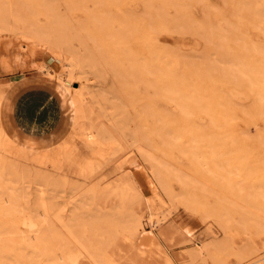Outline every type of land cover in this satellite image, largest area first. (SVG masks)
I'll list each match as a JSON object with an SVG mask.
<instances>
[{"label": "bare ground", "instance_id": "bare-ground-1", "mask_svg": "<svg viewBox=\"0 0 264 264\" xmlns=\"http://www.w3.org/2000/svg\"><path fill=\"white\" fill-rule=\"evenodd\" d=\"M55 1L59 3L57 0ZM76 1L80 3H77ZM90 1L93 2L92 7L94 9H92L91 6L90 7L93 10V12L95 11V13L89 14L90 16L88 17L89 18L91 17L93 20H95V22H98V20H100V17L103 16L104 10H102L103 9L102 6L105 5L106 2H109L111 4H117L119 2L121 3L123 2L122 0H89V2ZM155 1L157 0H128L127 4L123 5L125 6L126 9L123 10L122 13H120V15H122L120 16V18L122 19L118 21L119 28L116 30H111L112 28L110 27V29L108 28L107 31H105V28L103 27L104 31L103 30L101 31L103 36H101L100 33H99L100 35L97 34L99 35L98 40H102V38L105 37V40L108 42V44L110 43L109 45L110 48L108 47L107 49V45H106L105 46L106 49H103L104 47L102 46L103 47L102 48L100 44L101 41H97L96 40L97 36H94L96 32L93 33L92 35V31H90L91 32L90 33L89 29L87 30V28L86 30H83L81 28H78L77 30L76 29L73 30L74 26H78V25L75 24L72 27L71 25L70 26L67 25L66 19L68 16H66V19H65L67 26L63 25L64 21H62L63 19L59 17L60 13L58 14L57 13L58 10H55L56 7L58 8V5H56L55 8H53L56 2L52 0H0V36L8 32L13 36L16 35V37L19 38V40L21 39L20 40L21 43L23 41L25 43L23 44L21 49L17 53H15L14 57L10 59V61L12 60L11 63H9L10 61L5 60L3 57H0V66L3 68V70H7L13 64H14V67L20 70V74L17 76H11V78L9 79L5 78L2 80L0 78V264H178L180 263L182 259L183 260L186 259L188 260L187 262H189L190 260L189 258H191L192 261H194L195 256L197 257L201 253L200 252L201 250L199 248L197 249L196 247L197 244L192 246V247H196V249L190 248L191 249L190 251H188L187 249L186 255L183 254L181 255L182 257L178 256L179 252L176 253L173 251V249H171L173 245L178 244V245L185 246V244L191 241L190 240L191 234H189L190 236H188L186 232L180 231V229L177 226H174L172 224L170 225L166 221L168 218V212H167V209L164 207H167L169 205L168 202L171 201V199H169L171 197L172 199H175V198H178V200L180 199L181 202H183L184 206L186 207H189V205H192L193 207H196V208L198 207L197 209H200L201 207V209L203 210L205 214H206L207 209L210 210L212 207V209L210 210L211 212L207 211L206 215L204 216L202 215L203 219H205L206 217L208 219L210 217V219H212V221L216 223L219 226V228L224 232L225 240L229 238V236L226 235L225 230L229 223V219L232 218V215H234V213L238 214V220L236 219L237 220V221L235 220L236 224L234 223L235 226L240 225L244 227V226H247L248 224L249 225L252 224L253 228L255 227L257 228L258 231H261L262 233H264V213H263L264 208H260L258 206L259 208L256 207L258 209H255V206H254L257 203V202H254L256 199L261 198L260 199L261 203H264V192L261 189L260 190L257 189L255 192L252 190H247L249 193L246 192L244 189L245 191L244 193L245 194L247 193L246 197H244L245 195L242 194L243 189L242 188L240 189L241 186L237 190H235V188L231 189L232 187L230 184H226V181L228 183L231 182L232 178L230 179L229 175L227 178H229L230 180H227V179L225 180L224 178L225 180V183L223 181L224 184H217L216 182L217 179L215 180V176L217 174H214L215 175L213 177L214 186L216 182V185H218L216 188L222 187L224 190H226V191L221 190L220 191L221 193L219 192L221 195H219V198H216L217 197L216 193H218L220 188L218 191L215 188L211 190L203 188V186L199 183L198 178L196 179L190 173L184 172L182 168H180L181 167L180 165H178L180 167H177L171 162H169L171 159L170 158L171 154H166L165 151H166V148L168 147H170L169 149L175 148L172 145H174L173 142L175 141L176 138H177L176 141L180 142V144L178 143V146L183 143L188 146L187 147L184 145V148H183V146L181 145V148L183 149L182 151L181 148L177 146L176 141L174 145L177 148H180L177 151L178 152L181 151L180 153L182 155L179 153L181 156L189 159L188 161L190 163L191 161H193L191 163L192 165L193 164L195 165V163L198 164L199 162L201 163L202 162L201 160L203 158H204L203 162L207 161L208 157L210 158V156L208 155L209 154L212 155L214 152L213 153L210 152L211 150H213V148L209 149L208 147V149L210 150L208 151L209 154L205 155L204 151L202 150L206 146L202 144L203 148L201 149V144H200V147L195 144V142L196 143L199 142V141H195L196 139H198V137L195 139V137L197 136L194 134L195 128L190 130L192 134L188 130L189 128L188 129L186 128V130H188L187 131L188 135L185 134L186 130L184 131L185 132L184 134L179 132L180 129L183 130V128L181 127L184 126L183 122H181L182 117L184 121H186L185 115L187 114H190L191 116L193 115L192 114L193 112L191 113L190 109L192 110L193 103L196 104L198 102L197 97L199 98L198 95H200L201 93L199 91L202 89L200 87L201 84H199V89L200 88L201 89L197 92V90L194 89L193 85L194 84L198 85V83H200L201 81L200 82L198 81V83L196 81L192 82L194 81V78L190 79L189 76L193 77V75L192 74L190 75L189 73L188 75H183V77L187 76L190 79V81H188L189 79L187 80L185 77L184 78L180 77L182 75L183 70H181V72L179 71L175 73L172 66L169 69L167 68L168 65L166 64V62H165V65L167 66H164V67L167 68L169 72L168 73L167 70H165L168 73L166 74V76L167 75L172 76L171 78L173 79V82L164 80L165 73H163L164 71L161 72V69L159 66V62H161L160 61V58L162 56L161 54L164 55L165 53H167L166 56L167 55L170 56V54H175L176 53L175 51L169 53V51L172 49V50L177 51L175 56H180L179 57L180 60L183 61L184 63L188 62L189 64H191L190 61H193V59H196L195 61L199 63L200 60L197 59L198 55L195 56L194 54L195 57L192 56L193 59L191 58V55H188V54L186 55L185 53H184L185 56L184 54L179 55L178 50L176 48H172V46L169 43H162V42L159 43L158 39H156V34H157V29H158L157 27L161 28V26H158L159 24L158 25L156 24L155 19L156 18L159 19V16L163 17L164 14L162 12H163L164 7L162 6L163 9L160 6H159L160 8H158L157 6L159 5V3L158 5H156ZM163 1L164 0H162V2ZM191 1L194 4L199 5V11H202L203 13V14L200 13L202 15L201 18L203 20L201 21V19H195V18H194L195 20H193L190 13H188L187 10H185L184 12L183 11L184 9H182L181 11L182 7H180L179 10L178 8L177 10L174 8L175 9L173 10V12H175L173 13L174 15L173 14L171 15L169 14L170 16L168 15L170 19H168L167 24L169 23L170 24L169 26L171 27V29H169L170 27L168 29L171 30L172 33H175V34L179 33V35L185 34V31L187 30L186 31L187 34L188 32H190L192 34H189V35L194 34L195 36H197V38L203 39L204 41L203 46H205L206 49L205 50L203 49L204 50L203 52L205 53L203 54L202 52L201 54L205 61L207 59L210 60V62H208L209 64L207 63L208 65H206L205 68H204V65H202L200 61V64H201L200 67H202L200 68L201 72H203L202 71L203 68L206 69V71H208V72L205 71L207 74L206 76L202 75L203 73L200 74L203 76V79L205 76L207 80L208 75L209 77H211L212 75L215 79L218 77V79L221 78V80H224L225 83L235 84L237 86L240 84V83L238 84V82L239 81L241 82L242 80L245 82V83L243 82L244 84H247L246 87L247 86L249 87L252 81L249 82V80H247L248 76H253L252 74L254 73L253 71H256V68H258L260 65H261L260 67L264 71V4L262 2L253 3L254 0H252L251 5L249 4V2H247L248 5H250V6H247V3H245L246 5H244L243 3H239L240 1L238 0L239 2L237 1L238 2L237 4L235 3L236 2L235 1L232 7H230V5L232 4V2H228L230 0H220V3H222L221 4L222 8H224L225 10L230 8V11L228 13L232 21L223 20L222 18V19H218V22L216 21V23L215 22L212 23V21L211 22L209 21V16H210L209 14L212 11L217 13L215 10L217 7L211 9L212 6L214 5L210 6L208 4H203V3H206V1L204 0H191ZM245 1H248V0H245ZM75 2L76 4H81L82 0H66L65 2H63L64 4H62L63 5L62 8L64 7L65 11L67 12L72 11V9L74 8H71V7H74V5L76 6ZM164 2L166 4V0ZM71 3L74 5H72ZM109 3L107 4L109 5ZM188 3H189V0H188ZM173 7L174 6L172 5V8ZM184 7L185 6H183V8ZM85 11L87 12V9ZM101 12H103V14ZM24 13L26 15L31 14L32 17L25 18ZM40 13L45 16L46 25L45 24L40 25L37 22V20H35L34 18L37 14L39 15ZM109 13H111V11ZM22 14L24 16H22ZM64 14H66V12H64ZM28 17H30V15ZM167 18L168 17H165V19ZM242 19L248 22L249 28H251V30L259 31L263 36V39H260L257 41L251 38V41H248L249 46L251 45L250 48L247 47L244 49L245 51H247L245 56L249 55V57H251V55H253L252 57H256L257 59L259 58V61H260L259 62L260 65H258L257 60L255 61L257 62V64L253 62L257 66L254 67L255 70H252V72H250L252 75L248 73L246 70H244V65H245L244 61L248 66H249L250 61L248 60L249 61L248 62L244 60L242 56H240L242 52L238 51L239 54H236V55L234 54L232 56L233 50L232 51L230 50L231 51L230 52L229 48L225 46L227 45L226 43H228V41L229 42L233 40L235 41L236 40L235 38H237L236 37L237 34L241 35L239 31L238 33H236L235 36L232 35V33L234 31H237L236 30L237 26L239 25L241 26L240 23H242L241 21ZM102 20L101 22H99V24L103 23ZM105 21L107 20L105 19ZM18 22H21L20 25L21 27L23 26L22 29H20V27L17 26ZM107 22L109 23L110 21H107ZM68 27H69V30L70 29L73 30L72 34L69 32ZM17 29H19L18 30L19 32H17ZM80 29L85 32L83 31L80 32ZM229 29L234 30V31H230ZM86 31L89 33H87ZM161 31L163 32V27L162 29L159 30V32ZM74 32L78 34H74ZM228 32L229 33L231 32L230 33L231 36L230 37L228 36L229 39L231 38L230 40H228V38L226 37L228 35ZM79 33H85V34H83L82 35L83 37L81 36L80 38ZM233 34H235V32ZM77 35L79 37H77ZM70 36L76 37L75 39L77 41L76 40L75 41L79 45V48L74 47L73 42L71 41L72 38ZM211 36L212 37L216 36L215 38L218 37V41H216L217 43L214 46H216L215 48L219 50V52L221 53H216L215 54L216 58L214 57V55L213 56L211 55L212 50H210V48L208 49L209 46H212V44H215L211 41V38H212ZM239 37L240 36H238V38ZM241 37L245 38L244 39L245 41L246 39H248L247 37L243 35H241ZM238 38L236 41L238 44L240 42L242 44L245 43V41L242 38H239V39ZM130 40H134L135 47L132 46L130 48L129 47L130 45L126 44V43L128 44L131 43ZM102 41L105 44L104 38ZM236 42L235 44L237 45ZM242 44L236 47H239L238 49L242 47L244 48V45ZM245 44L247 45V42ZM158 45L160 47L162 46V50L164 47H166L164 49L166 51L161 50L162 51L160 53L161 56L158 54V49L160 48V47L158 48ZM224 47H227L226 51L225 49H221ZM207 49H208V52L206 51ZM220 49L224 50V53ZM40 50L45 51V53L50 57L49 60L43 59V58L39 59V57L38 59L35 58L36 55L38 56V52ZM209 50L211 52L210 54L211 57L210 56L208 57L210 53ZM201 51H202V48H201ZM231 56L232 57L236 56V57L231 58ZM237 56L240 59L243 58V60L240 62V60L237 59ZM205 57L206 58L208 57V58L205 59ZM108 58L110 59V61ZM161 59H165V57L164 58L162 57ZM60 60H62L63 63H61ZM166 60L170 62L169 59H166ZM201 60L204 61L203 59ZM56 62H58L60 65V70L57 71V74H55L53 71L55 70ZM106 63L109 64L108 72L110 73V77H108L109 76L108 74H104L103 69L101 68V66H103ZM25 66H28L31 69L32 67H34L37 70V74H36L37 79L38 78L44 79L47 82H49V79L54 80L53 86L57 90V92H59L63 96V99H64L63 103L65 104V108L67 109V124L70 127L72 126L76 129L75 132L78 136H76L74 132L72 133L73 128L71 129L68 128L70 129L69 131H71L70 134L71 133L74 134L75 138L79 137V139L81 140V142H83L84 145L87 143L93 145V148L91 150V154L89 157L90 159L88 160L86 167H89L90 169L91 168L90 166L95 167L99 163L100 164L104 163V166L105 164H108L109 166L112 165L115 168L117 177L114 178L113 176L111 175L109 176L108 174H107L108 176H104L106 175L104 174L103 177H101L102 175L101 176L99 175V173L96 171L97 170V167H96V169L91 168L92 172L91 171L88 172L89 171L88 169V171L83 170L84 172H82L81 174L84 177H86V175L87 176L89 175V177L91 178V181L89 182L87 181L86 182L85 181L67 182L66 179L61 178L58 175L56 176L54 169L55 167H57V163L59 162V156L61 155L68 156L69 146L72 143L69 146L67 145L68 148L66 145L64 146V144H62L61 142H60L61 144L60 143L59 144L50 143V145L48 146L46 145L47 147H44V146L40 147L36 141H32L30 138L20 140L18 136H16L13 133V131H11L9 128H5L2 125L3 122H2V117H1V113H2L1 109L4 103V100H3L4 90L9 86L11 82L15 81V79H22L25 77L22 74L23 73L22 70L24 69ZM195 70L198 71L199 69L198 70L195 69ZM263 71L258 69L257 74L258 73L259 74L258 75L255 74L258 77L257 79H259L258 81L255 80L257 84L260 81H262V79L260 80V78L263 77L262 74L264 75ZM196 74L197 73H195V75ZM200 75H197V78ZM254 77L252 78L254 79ZM197 78L195 80H197ZM214 78H213V81H218V82L223 83L222 81L217 80V79L215 80ZM75 80L79 83V86L77 88L72 86V82ZM182 80L187 81V82L185 81L187 83L186 86L190 85V89L191 87L194 89V91H192L193 89H191L190 92H194V93H190L189 95H185V94L183 95L182 90L180 89V84H184L185 82H183ZM209 81L211 82L210 78L208 82ZM108 82H109V85L106 87ZM188 82H192V84L191 83L189 84ZM257 84H254V86ZM252 85H251L252 88L251 87L247 88L249 89L248 91L251 90L250 93L252 92V89L253 88L255 89L256 87V86L253 87ZM257 86H259V88L261 87V85H257ZM128 87L132 88L131 91H134L136 93L135 94L133 92L136 95V98L138 99L137 100L134 98V100H137V101L135 102L134 100L131 101L133 103L138 102L137 104L138 111L136 110L138 114H135L134 115L135 117H131V115L127 116L121 113V109L118 107L120 105H123L121 107L125 108L126 104L128 105L129 102H127V97H128V94L130 93L129 91H127L129 89ZM208 88L209 86L203 89L206 93L211 92V93H208L209 95L208 98H210V94H211V98H212L211 101H213L217 97L215 98L212 97L211 89H213V87L211 86L209 89ZM126 91L129 93H127ZM203 93H201L200 96L201 97L203 96L205 98L204 96L205 94ZM260 95L262 96V94L257 95L259 96L258 99L256 98V94L254 95L255 98L252 100L253 102L251 101L252 107H254L253 109H255L260 104L264 105L262 103V101L264 100L260 98L261 97ZM160 98L161 99L166 98L167 99V100L165 99L166 101L170 100L169 102L170 103L172 102L176 106V109L179 112V113L177 112L178 115L180 116L182 115L181 118L178 116L181 119L180 122L182 124L178 123L179 124L178 126H174V127L172 126L173 129L174 128L175 129L173 130L174 133H172L171 131V135L169 134V128L168 130H166L167 120L165 121L164 119L165 115L162 116V114H165V113L163 109L157 104L158 103L157 100H159ZM208 98L206 97L205 101ZM210 99L207 100L208 102L207 108H209V105H210L211 111H214L213 115L211 116H214V115L215 117L216 115L220 116L221 115L220 113L222 111L220 110L218 105H215L216 108H214L213 107L214 101L212 102L213 103L212 104L210 102ZM201 100L203 101L202 98ZM201 100L199 101L200 105L201 103L204 102V101L202 102ZM258 100L261 101L259 105L257 104ZM255 102L256 104H254ZM222 103H229V102L226 101L225 99V101ZM204 106H205V103H204ZM204 106L202 104V107ZM223 107H227V105ZM236 107L240 108L241 113L243 111V108H246L245 105L243 106V108L240 106H236ZM247 107L249 108V106ZM261 107L263 110L261 109ZM248 108L246 110L248 113H250L249 114L250 116L248 117V113H246L245 111H243L242 115L243 114L244 116L247 115L245 117L246 118L245 122L248 120V122L246 123H248L247 125L250 126L249 122L251 120L254 123L255 119L257 120L258 118L260 119L262 117L261 114L256 115L257 113L256 114L254 113L255 110L260 108L263 114L264 108L263 106H260L256 108L255 110H250L252 108L248 110ZM212 109H215V110H212ZM216 109H217V112H216ZM221 109L223 108L221 107ZM227 109L228 108H226L225 110ZM205 110L207 111V109L204 108L203 112ZM219 110L221 111L220 113L218 112ZM258 110L256 111L259 113ZM229 111L233 112V110L228 109V112ZM252 111L254 112L252 113ZM197 112H198V109H197ZM208 112L209 110L207 111V113ZM207 113L204 116H206L207 119L210 120V123H211L214 119L213 117L209 116L210 115L209 113L207 116ZM216 113H219L220 115ZM253 115L255 117L256 116L257 117L260 116V117L255 118ZM174 116L172 115V118H174ZM251 116L255 119L253 120ZM162 117L164 120L162 119ZM104 118H106L107 123L106 121H104L105 120ZM145 118H149L150 123L147 122ZM209 118H212V119H209ZM229 118H228V121L229 122L232 121V117H229ZM175 119L176 120L174 122L178 121L176 117ZM222 120L224 122L226 120V117H223ZM164 121L166 122L165 126H164L165 124ZM228 121L227 123H229ZM210 123L208 122V125L215 124L213 122L211 124ZM222 125L225 126V124L223 123ZM163 126L165 127V130ZM179 126H181L180 129H179ZM186 126L188 127V125ZM206 126L207 124L204 125V127ZM221 126H218L219 127L218 128L215 125L217 130L220 129ZM175 130L177 131L179 130L178 131V133H180L179 136L177 134H176V137L173 135L177 133V131ZM181 134H183L184 136L185 135L189 136L188 137L189 139H188L187 137H184L182 135V137L188 140H190V137H191L190 135H193L194 142H191V141L186 142L187 140H185L187 144L185 142L181 143V141H179V139L181 138ZM244 135H246L245 136L246 139L251 138V140L253 141H254V138L256 137L257 141L258 140L259 141L258 142L255 141V142L258 144L261 142L259 144L260 146L264 142V139H262L264 137V126H262L261 128H258L255 134L253 133L252 136L250 135V133H248V131L245 132ZM218 136L219 135H217L216 138ZM223 136H226V135L224 134ZM230 136L232 137L233 134ZM65 137L70 138L71 136L70 137L65 136ZM202 137H201V140H202ZM243 137L241 138L242 140H243ZM228 139H225V140H228ZM181 140H183V138ZM206 140H209V138L208 139L206 138ZM214 140L216 139L214 138ZM214 140L212 139L211 143ZM232 141L233 143H235V145L236 143H238L234 140H231V142ZM238 141H239V138H238ZM247 141L245 142L248 143ZM245 142L243 146L245 147V152H246L247 146ZM191 143L192 144L194 143V144L191 145ZM219 143L218 144L216 143L215 145L217 147L218 145L219 147H222L221 143L223 145L225 141L223 140L222 142L220 141ZM207 145L210 146L211 144H207ZM215 145L213 146L216 147ZM243 146H242V149L240 148L242 151H243ZM70 147H73V146H70ZM217 147L215 148V151ZM199 148L201 149L203 153L200 152ZM240 149H238L237 151L235 149L236 153ZM231 151H232V148L228 149L227 151L228 154H230ZM166 152L168 153V151ZM251 152H253V150H251ZM7 153L11 154V156L13 157V160L11 159L10 162L6 161L5 155ZM200 153L201 155H205V157L202 156L203 157L202 158ZM248 153L250 154V150L248 151ZM238 154L240 153L238 152ZM214 156H216V154ZM219 156L222 157V155H219ZM216 157H218V155ZM213 159H217V158H213ZM226 159L224 158V160L222 161H225ZM235 159L237 160L241 158L240 157L238 158V156H236ZM242 160L241 161L239 160V163L242 162ZM218 161L220 160L217 159L215 164L213 160L210 162L211 165L213 163L215 166L213 167V169L217 167ZM231 161H227V165L228 163L231 164ZM243 161L245 162V166H247L245 159ZM202 163L201 165L198 164V166L200 167L201 170L203 169L202 170L203 172L206 173L208 172V170H211L209 169L210 166H208V169L206 168L207 167L206 163L203 164L205 169L201 168ZM219 163L221 164L218 165L217 168L222 166L219 168L220 170H222L221 168H223L224 162L222 163L220 161ZM260 163H262V160ZM139 165H142L143 169L145 171H148L150 174L148 178L149 181L148 180L147 181H148V184L151 185V186L149 185L148 187H151V188H149L150 190L148 189V191L149 192L153 191L154 195L151 194L153 195L151 196V198L150 196H148L149 199L145 197L146 195L145 193L140 191L136 187V185H133L132 183V178H133L132 169L133 170L136 169L137 167H139ZM240 165L242 166V164ZM256 165L257 164H255V167H257ZM49 166L52 168L51 170L49 169ZM247 168L251 172V169H250L251 167L249 168L247 166ZM247 168L244 171L246 173H248ZM226 169L224 168L223 171ZM232 170L230 172L231 174L228 172L230 170L228 171L226 170L224 171V173L227 172L226 175L230 174L232 176L234 174L233 176V179H234L235 175L237 174L236 172L238 170H236V167H235L234 168L235 171H233L234 172L233 174H232ZM255 170L254 172L257 171L256 174L258 173V170L260 171L259 168L256 171ZM262 170H264V168ZM194 171L197 172V168ZM102 172L103 171H100V174ZM212 173L213 172H210V175ZM246 173L244 174L247 177ZM252 174H254L253 171H252ZM122 175H124V177H121ZM245 175L243 176L245 177ZM170 179H173L175 182H177L180 186L179 188L181 190H184V191H181L179 189L182 192L181 194H179L180 192L179 193L174 192L176 193V195L172 193L171 188H169V185L167 184V181H170ZM210 180H211V177H210ZM262 181L264 180L262 179ZM258 183L260 184L261 182H258ZM243 184L244 183H242V185ZM35 185L37 187L43 186L49 189L50 191L48 190L49 191L48 192L47 190H42L41 188V191L36 190L38 193L34 192V193H37L36 197L31 198V194L27 193L26 191H29L28 187H31L34 189ZM233 186L234 187L238 186L235 183V180H234ZM61 187L67 188L68 190L70 189L69 191L72 190L73 195L71 196V199L69 200L72 206L70 205L71 209H69L70 210L69 213L65 209L66 207L65 201L63 200L60 201L57 199L59 194H57L56 191ZM189 188H191L192 190V191L190 190L191 192L188 190ZM254 188L256 189L257 187L254 185ZM230 189L236 191L234 193L237 195V197L236 195H233L234 193ZM213 191L215 192V195ZM240 193L243 195L242 198H240L241 196L239 197V195H241ZM256 193L257 195H255L256 196L255 198L252 195ZM258 193L262 194V196L259 197ZM206 194L212 195V198H211L212 200L213 198H215V203L213 200V203L217 204V205H214L215 207L210 205L206 208L205 206L207 205L204 206V203H201L202 201L200 202L201 196L203 197V195L205 196ZM173 195L175 196V198L173 197ZM213 196H216V197H213ZM257 196L259 198H257ZM87 198H89V201ZM201 199H204V198H201ZM206 199H207V195H206ZM87 203H89L88 205L90 204L92 205V207L90 206L92 209L87 208L88 206ZM257 205L258 204H256V206ZM262 205L264 206V204ZM193 207L191 208L190 206L191 209H193ZM204 207L206 208L205 209L206 211L203 209ZM201 209L200 211H202ZM259 209L260 210L263 209V211L261 210L262 213L260 212ZM256 210H259V211H256ZM200 211L198 210L197 213ZM259 213H261V215ZM199 214L201 215V212ZM146 225H148L149 230L146 229ZM240 226L239 228L241 230L242 227ZM253 230L255 231L256 229H253ZM241 231H243L242 233H244V230H241ZM249 238L250 236L247 235L246 239L249 241V246H250L251 243H250ZM222 243H223V240H222ZM224 245H223L224 248H221V247H216V248L221 249V250L225 249L224 253H228L226 251V248L229 251H231L229 247H227V244H224ZM250 250L251 249H249V251ZM253 250L255 251V249ZM249 254L251 255V253ZM231 255H233V253ZM251 258L252 259L246 261V263L243 262L242 264H264V255L259 256V257L258 256L251 257ZM185 262L183 264H187V262L186 263ZM219 262H217V264ZM237 262L239 261L237 260ZM203 263H205V261L202 262V264Z\"/></svg>", "mask_w": 264, "mask_h": 264}, {"label": "rangeland", "instance_id": "rangeland-1", "mask_svg": "<svg viewBox=\"0 0 264 264\" xmlns=\"http://www.w3.org/2000/svg\"><path fill=\"white\" fill-rule=\"evenodd\" d=\"M52 1H54V2H56L55 0H52ZM59 3H60V5H59V3H57L56 2V4L54 5V7L53 8H55V6L56 5H58V8L56 7V9L55 10H58L57 11V13L59 14V17L60 18H62L63 20L62 21H64V23H63V25H66V22H67V25H71V27L72 26H74L75 24L76 25H78V26H74V28H73V30H77L78 28H81V29H83V30H86V28H87V30L89 29V32L90 31H92V35H93V33H95L94 34V36H97V38H96V40L97 41H101V47L103 48V49H106L105 48V46L107 45V49H108V47L110 48V43L108 44V42L105 40V37H103L104 38V42H105V44L103 43V38H102V40H98V36L101 34V36H103V34L101 33V31L105 28V31H107V29L109 28L110 29V27L112 28L111 30H116V29H118L119 28V24H118V21H120L122 18H120V16H122V15H120V13H122V11L123 10H125L126 8H125V6H123V5H126L127 4V2H128V0H122L123 2L121 3V2H119V3H117V4H111V3H109V2H106L105 3V5H103L102 7H103V9L102 10H104L103 12H104V14H103V12H101L102 14H103V16H101L100 17V20H98V22H95V20H93L91 17V19L88 17V16H90L89 14H94L95 13V11L93 12V10L92 9H94L92 6H93V2L92 1H90L89 2V0H85V1H83L82 0V2H81V4H76V2H75V4H76V6L74 5V4H72V5H74V7H71V8H74V9H72V11H69V12H67V11H65V9H64V7L62 8V4H64L63 2H65L66 0H57ZM88 1V2H87ZM165 1V0H164ZM163 1V2H164ZM180 0H170V1H168V0H166V4H165V2L163 3L162 2V0L161 1H159V0H157V1H155V4L156 5H158V3H159V5L157 6L158 8H162V6L164 7V9H163V17H161V16H159V19L160 20H162L163 22H164V24H163V22L162 21H160L158 18H156L155 19V22H156V24L158 25V26H161V28L160 27H157L158 29H157V34H156V39H158V41H159V43H169L171 46H172V48H176L177 50H178V54L179 55H183L184 53L187 55H191V58H192V56H194V54H195V56L196 55H198L196 58L197 59H199L200 61H201V64L202 65H204V68H205V66L206 65H208L209 63L208 62H210V60L209 59H207L209 56L211 57V55L213 56L214 55V57H215V54L216 53H221V52H219V50H217L215 47L216 46H214V45H216V41H218V37L217 38H215L216 36H214V37H212L211 38V41L213 42V43H215V44H212V46H209L208 47V49L210 48V50H212L211 52H212V54H211V52H210V50H209V55H208V57L206 58L205 57V59H207L206 61L204 60V58H203V56H202V52L206 49V47L205 46H203V44H204V41H203V39L201 38H197V36H195L194 34L193 35H189V34H192V33H190V32H188V34H187V30L185 31V34H181V35H179V33L177 34H175V33H172L171 32V30H169V29H171V27L169 26L170 24L168 23L167 24V22H168V19H170V15L171 14H173V13H175V12H173V10H177V8H178V10H179V8L180 7H182L181 8V11H182V9H184L183 11L185 12V10H187V12L188 13H190V15H191V17H192V19L193 20H195V19H201V21L203 20L201 17H202V15L200 14V13H202V11H199V5H197V4H194L191 0H189V3H188V0H181L180 2H179ZM204 1H206V3H203V4H208V5H214V6H212V8L211 9H213V8H216L215 10H216V12L217 13H215V12H210V16H209V21L211 22L212 21V23L213 22H215L216 23V21L218 22V19H222L223 18V20H229V21H232L231 19H230V15H229V11H230V8L229 9H224V8H222L221 7V4L222 3H220V0H204ZM236 1V2H235ZM238 0H230V1H228V2H232V4L230 5V7H232V5L234 4V2L237 4L239 1V3H243L244 5H246L245 3H247V2H249V4L251 5V3H252V0L251 1H245V0H239L238 2H237ZM62 2V3H61ZM227 2V3H228ZM254 2H259V3H263L264 4V0H254L253 1V3ZM53 3V2H52ZM77 3H80V2H77ZM107 3H109V5L107 4ZM124 3V4H123ZM54 4V3H53ZM71 4H69V5H71ZM92 4V5H91ZM162 4V5H161ZM177 4V5H176ZM183 4V5H182ZM113 5V6H112ZM166 7H165V6ZM172 5L174 6L173 8H172ZM250 5H248V3H247V6H250ZM92 7V9H91V7ZM160 6V7H159ZM177 6V7H176ZM183 6H185L186 7V9H185V7L183 8ZM188 6V7H187ZM206 6V5H205ZM79 7V8H78ZM84 8L85 10L87 9V12L84 10V9H82V8ZM87 7V8H86ZM106 8V9H105ZM113 8V9H112ZM175 8V9H174ZM221 8V9H220ZM64 9V10H63ZM219 9V10H218ZM89 10V11H88ZM101 10V11H102ZM105 10H106V12H105ZM167 10V11H166ZM201 10V9H200ZM111 11V13H109V12ZM160 11H162V10H160ZM166 11V12H165ZM219 11V12H218ZM64 12H66V14H64ZM108 12V13H107ZM231 13V12H230ZM167 14V15H166ZM170 14V15H169ZM203 14V13H202ZM25 15V16H24ZM24 15L22 14V16H24L25 18H31L32 16H31V14H29L30 15V17H28L29 15L27 14H25L24 13ZM63 15V16H62ZM109 15V16H108ZM119 15V16H118ZM169 15V16H168ZM174 15V14H173ZM172 15V16H173ZM33 16H35V15H33ZM65 16V17H64ZM66 16H68L67 17V19H66ZM108 16V17H107ZM116 17V19H115V17ZM168 17L167 19H165V17ZM212 16V17H211ZM105 17V18H104ZM113 17V18H112ZM35 20H37V22L40 24V25H42V24H45L46 22H45V16L43 15V14H37L35 17ZM86 18V19H85ZM102 18H103V20H102ZM119 18V19H118ZM195 18V19H194ZM65 19H66V22H65ZM89 19V20H88ZM105 19L107 20V21H110L111 22V20H112V22L110 23H108L107 21H105ZM109 19V20H108ZM115 21H114V20ZM165 19V20H164ZM172 19H173V17H172ZM217 19V20H216ZM101 20H102V26L99 24V22H101ZM104 21H105V23H104ZM117 21V22H116ZM198 21V20H197ZM242 21V23H240L241 24V26L239 25V26H237V28H236V30L237 31H234V30H230V31H234L235 32V34H233L232 33V35H236V33H238V31H239V33L241 34V35H243V36H245V37H247L248 39H246V41L244 40L245 38H243V37H241V35H238V36H240L239 38H242L244 41H245V43L247 42V45L244 43V44H242L241 42L238 44L236 41H237V38H238V36L236 35V37L237 38H235L236 40L234 41H231V42H229L228 41V43H226L227 45H225V46H227L228 48H229V51L231 50H233V52H232V56L235 54H239V52L238 51H240V52H242V54L244 55H240V56H242L243 58H244V60H246V61H248L249 62V66L245 63V61H244V70H246L248 73H250V72H252V70H255L254 69V67L255 66H257L256 64H257V62H255L256 60L258 61V65H260L259 64V58L257 59L256 57H252L253 55H251V57H249V55H246L245 56V54H246V52L247 51H245L244 49L245 48H250V46H249V44H248V41H251V38L253 39V40H255V41H257V40H260V39H263V36H262V34L259 32V31H256V30H251V28H249V25H248V22H246V20H244V19H242L241 20ZM81 22V23H80ZM69 23V24H68ZM86 23V24H85ZM93 23V24H92ZM162 23V24H161ZM21 22H18V24H17V26L18 27H20V29H22V27H21ZM95 24V25H94ZM106 24V25H105ZM109 24H110V26H109ZM165 24H166V26H165ZM46 25V24H45ZM66 25V26H67ZM100 27H99V26ZM156 25V26H157ZM163 25V26H162ZM172 25H173V23H172ZM171 25V26H172ZM70 27V28H71ZM76 27V28H75ZM101 27H102V29H101ZM104 27V28H103ZM107 27V28H106ZM162 27H163V32L161 31V32H159V30L160 29H162ZM170 27V28H169ZM173 27V26H172ZM239 27V28H238ZM97 28V29H96ZM100 28V29H99ZM169 28V29H168ZM80 29V32L81 31H83V30H81ZM93 29V30H92ZM168 29V30H167ZM235 29V28H234ZM19 29H17V32H19L18 31ZM68 30H69V27H68ZM71 30V31H70ZM69 30V32L72 34V29H70ZM96 30H98V31H96ZM168 32H167V31ZM100 31V32H99ZM104 31V30H103ZM77 32V31H76ZM76 32H74V34H78V33H76ZM78 32H79V30H78ZM83 32H85V31H83ZM87 32V31H86ZM89 32H87V33H89ZM184 32V31H183ZM182 32V33H183ZM91 33V32H90ZM100 33V34H99ZM231 33V32H230ZM229 32H228V35L226 36L227 38H228V40H230L229 39V37L231 36V34H230ZM80 34V38H81V36L83 35V34H85V33H79ZM97 34H99V35H97ZM229 36V37H228ZM71 37V36H70ZM77 37H79L78 35H77ZM83 37V36H82ZM16 37V35H11L10 33H8V32H6L5 34H3L2 36H0V57H3L5 60H7V61H10V59H12L13 57H14V55H15V53H17L20 49H21V47L23 46V44H25L24 43V41L21 43V39L19 40V38H17ZM72 38V42H73V45H74V47H76V48H79V45L76 43V37L75 36H72L71 37ZM234 38V37H233ZM238 38V39H239ZM217 39V40H216ZM76 40V41H75ZM244 41H242V42H244ZM129 42V41H128ZM130 42L131 43H126L127 45H130L129 47L131 48L132 46L133 47H135V45H134V40H130ZM233 42V43H232ZM235 42L237 43V45L235 44ZM239 42V41H238ZM103 43V44H102ZM251 43V42H250ZM91 44V43H90ZM232 44V45H231ZM233 44H235V45H233ZM244 45V48L242 47V48H240V49H238L239 47H236V46H240V45ZM126 45V46H127ZM160 45V44H159ZM158 45V48L160 47ZM246 45V46H245ZM124 46V45H123ZM163 47H164V45H163ZM204 47V48H203ZM227 47H224V48H221V49H225V51L227 50ZM166 47H164L163 48V50H162V46L159 48L160 49V51H159V49H158V54L160 55V53L162 52V51H166V50H164ZM171 48V47H170ZM201 48H202V51H201ZM231 48V49H230ZM168 49V48H167ZM204 49V50H203ZM208 49L206 50L207 52H208ZM220 49V50H221ZM162 50V51H161ZM169 50V49H168ZM172 50V49H171ZM169 51V53H171V52H173V51H175L176 53H177V51L176 50H172V51ZM215 50H216V52H215ZM221 51H223V53H224V50H221ZM230 51V52H231ZM237 51V52H236ZM245 51V52H244ZM107 52V51H106ZM174 52V53H175ZM207 52H206V54H207ZM175 53V54H176ZM197 53V54H196ZM205 52H203V54H204ZM166 54L167 53H165L164 55L163 54H161L160 56H161V58L163 57H165V59H161L160 58V61L161 62H159V66H160V69H161V72L162 71H164L163 73H165V79L164 80H168V81H170V82H173V79L171 78L172 76H169V75H167L166 76V74H168L169 72H168V70H167V68L169 69V68H171V66L173 67V69H174V72L176 73V72H181V70H183L182 71V75L180 76V77H182V78H184L183 77V75H188V73L191 75H193V77H191V76H189V78L191 79V78H194V81H192V82H197L198 83V81L200 82V83H198V85H195L194 83V85H193V87H194V89H196L197 90V92L202 88H205V87H208L209 86V88L212 86L213 87V89H211L212 90V97L213 98H215V97H217V98H215L213 101H214V104L212 103L213 101H211L212 100V98H211V94H210V98H208V93H211V92H205L204 91V89L201 91H199V92H201V93H203V91H204V93L203 94H205L204 96H205V98L207 97L208 99H206V101H205V98L202 96H200L201 95V93H200V95H198L199 96V98L197 97V100H198V102L195 104V103H193V105H192V110L190 109V112L193 114L192 116L190 115V114H187V115H185V117H186V121H184V119H183V117H182V115L180 116V115H178V110L176 109V106L171 102H169V101H166L164 98L163 99H159V100H157V104H158V106H160L162 109H163V111H164V113L165 114H162V116H164L165 115V117H164V119H165V121L167 120V126H166V130H168V128H169V134L171 135V131H172V133H174V129H173V127L174 126H178L181 122H183V127H181V126H179V129H180V127L181 128H183V130L182 129H180V133H185V134H187V131L189 130H192V129H194L195 128V132H194V134L195 135H197L196 137H195V139L198 137V139H196L195 141H199V142H201V143H199V142H197V143H199V144H197L196 142H195V144L196 145H198L199 147H200V144H201V149L203 148V146H202V144L204 145V146H206V147H204V148H206V149H204L203 148V150L202 151H204V154L206 155H208L209 154V152L208 151H210L209 149H212L213 148V150H211L210 152H214L213 154L215 155L216 154V156L218 155V157H216V156H214L213 154L212 155H208V156H210V158H217L218 160H220L222 163L224 162V164H223V168H221L222 170H220L219 168L220 167H222V166H220L219 168H217L218 167V165H220L221 163H219L220 161H218L217 163H218V165H217V167L216 168H214L213 169V167H215L214 166V164L216 163V161H217V159H210L209 157H208V160L207 161H205V162H203V157H205V155H201V153H200V155H201V157L203 158L201 161L203 162H201L202 163V167L201 168H204V163H206V168L208 169V166H210V168L209 169H211V170H208V172H203L201 169H200V167L198 166V164L200 163H195V165L193 166L191 163L193 162V161H191V163L188 161L189 159H187L186 157H183V156H181L182 154L180 153L181 151H177V150H179L180 148H181V145L183 146V148H184V143L183 144H181V145H179L178 146V143L180 144V142H178V141H176L177 140V138L175 139V141L177 142H173V144L175 145V143L177 144V146L178 147H180V148H177L176 146H174V145H172V143H171V145L173 146V147H175V148H172V149H169L170 147H168V148H166V151H168V153L165 151V153L166 154H171L170 156V161L169 162H171L172 164H174L175 166H177V167H180V168H182V170L184 171V172H188V173H190L193 177H195L196 179L198 178V180H199V183L203 186V188H206V189H213V188H215L217 191L219 190V188H216L218 185H216V182H217V184H224L225 183V180L227 179V180H230L231 178V182L230 183H228L227 181H226V184H230L231 185V189H234L235 188V190H237L240 186V189L242 188L243 189V191H242V194L243 195H245L244 197H246V195H247V193L245 194L244 192L246 191V192H248L247 190H252V191H256L257 189L258 190H262L263 192H264V187H263V185H264V181H262V179L264 180V170H262L263 168H264V142L262 143L263 144V146H262V144L259 146V144L261 143H256L255 141H257V138H256V140H255V138H254V141L253 140H251V138L250 139H246V135H244L245 134V132H247L248 131V133H250V135L252 136L253 135V133L255 134V132L257 131V129L258 128H261L262 126H264V113L262 114V111H261V109H262V107H261V109L260 108H258V107H260V106H263V108H264V105H262V104H260V102L261 101H259L258 100V102H257V104L259 105V106H257V105H255V106H257L256 108H258V109H256V110H258L259 111V113L255 110V109H253L254 107H252V100L255 98L254 97V95L256 94V98L258 99V97L259 96H257V95H259V94H262V96H263V98H262V96L260 97L262 100H264V95H263V93H264V89H262V88H264V75L262 74V78H260V80L262 79V81H260L258 84H257V82L256 81H258L259 79H257L258 77H257V75L259 74H257V71H258V69L259 70H262L263 71V69L259 66L258 68H256V71H253L254 73H252L253 74V76H248V79L247 80H249V82H251V84H250V86L249 87H251V85L253 86V87H255V89L253 88L252 89V92L250 93V91H248L249 89H247V88H249L248 86L246 87V85L247 84H244L245 82L244 81H242L241 80V82H242V84H243V86H242V84H241V82L239 81L238 82V86L237 85H235V84H228V83H225V81L224 80H221V78H219L218 79V77L216 78L217 80H220V81H222L223 83H221V82H218V81H213V76L211 75V77H209V75H208V77L211 79V82L209 81L208 82V80H209V78L207 77V80H206V78H205V76L207 75L206 74V72H208V71H206V69H204L203 68V72H201V70H200V68H202V67H200L201 66V64H200V61H199V63H197V61H195L196 59H193V61H190L191 62V64H189L188 62L187 63H184L183 61H181L180 60V56H175V54H170V56L169 55H167L166 56ZM185 54H184V56H185ZM211 54V55H210ZM226 54H227V52H226ZM225 54V55H226ZM231 54V53H230ZM2 55V56H1ZM172 55V56H171ZM174 55V56H173ZM218 55V54H217ZM169 56V57H168ZM184 56H182V57H184ZM194 56V57H195ZM207 56V55H206ZM231 56V58H234V57H236V56H234V57H232ZM7 59H6V58ZM38 57H39V59H41V58H43V59H47V60H49V56L45 53V51L44 50H40L39 52H38V56L36 55V59H38ZM167 57V58H166ZM188 57H190V56H188ZM248 59H247V58ZM216 58V57H215ZM243 58L242 59H240L238 56H237V59H239L240 60V62L243 60ZM246 58V59H245ZM109 59V58H108ZM166 59H169L170 60V62L169 61H167ZM201 59H203L204 61H202ZM212 59V58H211ZM53 60H55V59H53ZM12 61V60H11ZM11 61L9 62V63H11ZM55 61H57V60H55ZM109 61H110V59H109ZM60 62L61 63H63L62 62V60H60ZM165 62H166V64L168 65V67L167 68H165L164 66H167V65H165ZM170 64H169V63ZM182 62H183V64H182ZM194 62V63H193ZM247 62V63H248ZM253 62H255V63H253ZM193 63V64H192ZM198 65H197V64ZM208 63V64H207ZM243 63V62H242ZM251 63H253V64H251ZM107 64V63H106ZM104 64L103 66H101V68L103 69V73L104 74H108L109 76L108 77H110V73L108 72L109 71V68H108V66H109V64ZM185 64V65H184ZM187 64V65H186ZM200 64V65H199ZM183 65V66H182ZM247 65V66H246ZM187 66V67H186ZM191 66H195L194 68L193 67H191ZM198 66V67H197ZM245 66H246V68H245ZM28 67V66H27ZM180 67H181V69H180ZM28 68H30V67H28ZM107 68V69H106ZM185 68V69H184ZM31 69V68H30ZM195 69H199L198 71H196ZM18 69L16 68V67H14V64L12 65V66H10L7 70H3V68L0 66V78H1V80L2 79H5V78H7V79H9V78H11V77H8V75L10 76V75H13L16 71H17ZM60 70V65H59V63L58 62H56V65H55V70H53L54 71V73L55 74H57V71H59ZM107 71V72H105V71ZM165 70H167V72L165 71ZM186 70H187V72H186ZM191 70H193V71H191ZM249 70V71H248ZM23 71V70H22ZM28 71V73L27 74H35V73H37V70L34 68V69H32V70H27ZM195 71V72H194ZM206 71V72H205ZM20 72V71H19ZM191 72V73H190ZM261 72V71H260ZM195 73H197L196 75H195ZM199 73V74H198ZM203 73V74H202ZM205 73V74H204ZM263 73H264V71H263ZM20 74V73H19ZM18 74V75H19ZM47 74V73H46ZM200 74H202V75H205L204 76V79H203V76L202 75H200ZM251 74V73H250ZM251 74V75H252ZM255 74H257V75H255ZM197 75H200L198 78H197ZM248 75V74H247ZM254 75H255V77H254ZM15 76H17V75H15ZM194 76H196V77H194ZM261 76V75H260ZM216 77V76H215ZM252 77H254V79L252 78ZM25 78V77H24ZM24 78H22V79H15V81H13V82H11L10 84H9V86L4 90V95H5V93H7V91H8V94H9V90H10V87L14 84V83H16V81H20V80H23ZM36 79V77H33L32 79ZM187 80L189 79L187 76L185 77ZM197 78V80H195ZM32 79H30V81L32 80ZM39 79V78H38ZM190 79L188 80V81H190ZM200 79V80H199ZM202 79V80H201ZM215 79V78H214ZM215 79V80H216ZM252 79V80H251ZM40 80H42V81H44V82H47V81H45L44 79H40ZM204 80V81H203ZM205 80H206V82H205ZM244 80V79H243ZM246 80V79H245ZM256 80V81H255ZM76 81V80H75ZM73 81L72 82V86L73 87H78L79 86V83L76 81ZM183 81V80H182ZM186 81V80H185ZM185 81H183V82H185ZM43 82V83H44ZM53 82H54V80L53 79H49V82H47V83H50L52 86H53ZM75 82V83H74ZM182 82V83H183ZM187 82V81H186ZM184 83V84H180V89L182 90V93H183V95L185 94V95H189L190 93H194V92H190L191 91V89H193L192 87H191V89H190V85L189 86H186V84L187 83ZM192 82H188L189 84L191 83L192 84ZM244 82V83H243ZM254 82H256V83H254ZM47 83H44V84H46L47 86H50L51 87V89H52V92H54L56 95H57V97H58V99H59V104H60V108L62 109V115H61V119H60V121H59V123L56 125V127H55V129L54 130H52L49 134H47V135H38V137H39V139H42V138H47L48 140H46V142H41V143H38L39 144V146L40 147H47L48 145H50V143H56V144H59L60 142L62 143V144H64V146L66 145H70L71 143V145L70 146H73V147H70L69 146V154H68V156L66 157L65 155H61V156H59V162L57 163V167H55V169H54V171H55V173H56V176L58 175L59 177H61V178H64V179H66L67 180V182H83V181H87V182H89V181H91V178L89 177V175L87 176L86 175V177H84V176H82L81 174H82V172H84V171H88V169H89V167H86L87 165V162H88V160L90 159L89 157H90V154H91V150H92V148H93V145L92 144H83V142H81V140L79 139V137H76L75 138V136H74V134H72L73 132L76 134V129L74 128V127H70L68 124H67V109L65 108V104L63 103L64 102V99H63V96L59 93V92H57V90L55 89V88H53L50 84L48 85ZM214 83V84H213ZM199 84H201V88L199 89ZM207 84V85H206ZM249 84V83H248ZM254 84H257V85H261V89L259 88V86H257V85H255L254 86ZM109 85V82H108V84L106 85V87ZM206 85V86H205ZM241 85V86H240ZM205 86V87H204ZM239 87V88H237V87ZM245 86V87H244ZM188 87V88H187ZM260 89H258V88ZM130 90H129V89ZM127 89V91H129V92H127V93H129L128 94V97H127V102H129L128 103V105L126 104V106H125V108H122L121 106H123V105H120V106H118L120 109H121V113H123V114H125V115H127V116H130L131 115V117H135L134 115L135 114H138V108H137V104H138V102L137 103H133V102H131V101H133L134 100V98L135 99H137L136 98V93L134 92V91H131V87H128ZM208 88V89H209ZM252 88V87H251ZM194 89L192 90V91H194ZM207 89V90H208ZM259 91H258V90ZM195 90V91H196ZM257 90V91H256ZM135 94H134V93ZM219 94H218V93ZM256 92H258V93H256ZM263 92V93H262ZM214 93V94H213ZM130 95H131V97H130ZM133 95H135V96H133ZM6 97H7V95H5ZM3 98V100H5L6 101V103H3V107H2V109H1V111H2V113H1V117H2V125L5 127V128H9L11 131H14V129H15V132L17 131V129L18 130H20V128L17 126L16 127V125L13 123V121H12V119H11V113L10 114H8L7 113V103H8V97L7 98ZM193 97V96H192ZM203 99V101L201 100V98ZM132 98V99H131ZM219 98V99H218ZM221 98V99H220ZM210 99V102L214 105H212L214 108H216V106L215 105H218V107L220 108V110L222 111H218L219 113H216V114H219L220 116H217L216 115V117H215V115L214 116H211V115H213V113H214V111H211V107H210V105H209V108H207L208 106H207V104H208V102H207V100H209ZM225 99H226V101H228L229 103H222V102H224L225 101ZM260 99V100H261ZM129 100V101H128ZM138 100V99H137ZM137 100H134V102L135 101H137ZM202 101L203 103H201V105H200V102L199 101ZM218 100V101H217ZM221 100V101H220ZM256 100V99H255ZM252 101V102H251ZM257 101V100H256ZM217 102V103H216ZM133 103V104H132ZM204 103H205V106H204ZM210 103V104H211ZM231 103V104H230ZM233 103V104H232ZM262 103L264 104V101H262ZM136 104V105H135ZM202 104H203V106L204 107H202ZM225 104V105H224ZM236 104V105H235ZM254 104H256V102L254 103ZM254 104H253V106H254ZM227 105V107H223V106H226ZM231 105V106H230ZM241 105H245V107L246 108H243V106H241ZM249 106V108L247 107V106ZM128 106V107H127ZM236 106H240V107H242L243 108V111H245L246 113H248L247 112V108H248V110L250 109V108H252V109H250V110H255V112L254 111H252V113L254 112L256 115H258V114H261V121H260V119L258 118V117H260V116H254L255 118H258L257 120L255 119V118H253L252 116V118H253V120H254V123L252 122V120L249 122L250 123V126H248L247 124L248 123H246V122H248V120L245 122V117L247 116V115H245L244 116V114L242 115V113H243V111H242V113L240 112L241 110H240V108H237ZM113 107H114V105H113ZM196 107V108H195ZM221 107L224 109H221ZM231 107V108H230ZM127 108V109H126ZM207 109V111L209 110V116H211V117H213V123H215L214 125L213 124H211L210 123V120H208L207 119V117L206 116H204V115H206V113H207V111L205 112H203V109ZM219 108H217V109H219ZM226 108H228L229 110H233V112L231 113L230 111L228 112V109L227 110H225ZM197 109H198V112H197ZM200 109V110H199ZM202 109V110H201ZM217 109H216V112H217ZM127 110V111H126ZM137 110V111H136ZM212 110H215V109H212ZM263 110V109H262ZM136 111V112H135ZM227 111V112H226ZM166 112H167V114H166ZM178 112V113H177ZM225 112V113H224ZM249 112H251V111H249ZM264 112V111H263ZM133 113V114H132ZM171 115H170V114ZM202 113V114H201ZM208 113H207V116H208ZM224 113V114H223ZM229 113V114H228ZM241 113V114H240ZM228 114V115H227ZM250 113H248V117L250 116L249 115ZM172 115L174 116V118H172ZM231 115V116H230ZM252 115V114H251ZM181 118L182 117V121H181V119L179 118V117ZM232 117V121H228V118L229 117ZM175 117L177 118V120L178 121H176V122H174L176 119H175ZM223 117H226V120L223 122ZM247 117V118H248ZM250 117V118H251ZM179 118V119H178ZM249 118V119H250ZM105 120L104 121H106V118H104ZM146 119V121L147 122H149L150 123V119L149 118H145ZM162 119H163V117H162ZM163 119V120H164ZM174 119V120H173ZM209 119H212V118H209ZM225 119V118H224ZM230 119V118H229ZM169 120H170V122H172V123H170L169 122ZM231 120V119H230ZM15 121H16V123H17V125H19L20 127H22L23 128V130L25 131V132H27L28 131V128L27 127H24L23 125H22V121H21V119L20 118H18V117H16L15 118ZM164 121V126L166 125V122ZM181 121V122H180ZM211 124V125H208V122ZM227 121L229 122V123H227ZM163 122V121H162ZM169 122V123H168ZM245 122V123H244ZM106 123H107V121H106ZM179 123V124H178ZM222 123L223 124H225V126H223L222 125ZM253 123V124H252ZM56 124V123H55ZM169 124V125H168ZM182 124V123H181ZM190 124H192V125H190ZM207 124V126H209V127H204V125H206ZM186 125H188V127L186 126ZM215 125L218 127V126H221L220 127V129H216V127H215ZM259 125V126H258ZM163 126V128H164V130H165V127ZM173 126V127H172ZM200 126V127H199ZM201 126H202V128H201ZM214 126V127H213ZM248 126V127H247ZM261 126V127H260ZM172 127V128H171ZM198 129H197V128ZM224 127V128H223ZM68 128H73L72 130V133L70 134V132L71 131H69L70 129H68ZM186 128L188 129V130H186ZM209 128H211V129H209ZM219 128V127H218ZM172 129V130H171ZM176 129H177V127H176ZM196 129H197V131H196ZM205 129H207V130H205ZM210 130V132H209V130ZM186 130V131H185ZM200 130V131H199ZM203 130V131H202ZM217 130V131H216ZM21 131V130H20ZM46 131H49V130H46ZM175 131H177V130H175ZM178 131H177V133H175V134H173L175 137H176V134L179 136V134L180 133H178ZM185 131V132H184ZM206 131H207V133H206ZM168 132V131H167ZM191 132V131H190ZM197 132V133H196ZM23 133V132H22ZM69 133V134H68ZM244 133V134H243ZM23 134H26V133H23ZM183 134H181V138L179 139V141H181V143L182 142H185V140H187L186 142H189V141H191V142H194V140H193V135H190L191 137H190V140H188L189 138V136H184ZM191 134H192V132H191ZM221 134V135H220ZM226 135V136H223V135ZM233 134V136L231 137L230 135H232ZM243 134V135H242ZM31 134H27V136H30ZM182 135L184 136V137H187L188 139H186V138H184V137H182ZM188 135V134H187ZM198 135H200V136H198ZM217 135H219L217 138H216V136ZM229 135V136H228ZM238 135H239V137H238ZM65 136H71L70 138H68V137H65ZM76 136H78L77 134H76ZM202 136H204V137H202ZM228 136V137H227ZM243 137V140L241 139L242 137ZM65 137V138H64ZM201 137H202V140H201ZM227 137V138H226ZM231 138V140H234V141H236V142H238V143H236V145H235V143H233V141L231 142V140H230V138ZM239 138V141H240V143H239V141H238V138ZM263 137V136H262ZM50 138V139H49ZM183 138V140H181ZM192 138V139H191ZM206 138L208 139L209 138V140H206ZM214 138L216 139V140H214ZM229 138V139H228ZM54 139V140H53ZM65 139V140H64ZM214 140V141H212V143H211V140ZM225 139H228V140H225ZM237 139V140H236ZM242 140V142H243V144H242V142H241V140ZM244 139H245V141H247L248 143H246L245 141H244ZM262 139H264V137L262 138ZM54 142H53V141ZM201 140V141H200ZM206 140V141H205ZM225 141V143H223V145H222V143H221V146L222 147H219V145H220V141L222 142V141ZM230 140V141H229ZM51 141V142H50ZM202 141H204V142H202ZM217 141H219V142H217ZM250 141V142H249ZM259 141V140H258ZM257 141V142H258ZM261 141H263V140H261ZM74 142V143H73ZM185 142V143H186ZM206 142H207V144H211L210 146H208L207 144H206ZM218 144L219 143V145H218V147H219V149H218V147L215 145L216 143ZM229 142H231V143H229ZM244 142L246 143V146H247V149H246V152H245V147L243 146L244 145ZM60 143V144H61ZM187 144V143H186ZM194 144V143H193ZM192 143H191V145H193ZM215 145L216 147H217V149H218V151H217V149H216V151H215V148L216 147H214L213 145ZM231 146H230V145ZM233 144H234V146H233ZM47 145V146H46ZM171 145H169V146H171ZM68 146H67V148H68ZM185 146H187V145H185ZM242 146H243V151L241 150L242 149ZM188 147V146H187ZM208 147H209V149H208ZM232 148V151L230 152V154H228V149H231ZM233 147H234V149H233ZM252 147V148H251ZM73 149V150H71V149ZM240 149L238 152L240 153V154H238V152L236 153V151L238 150V149ZM250 148V149H249ZM200 149V148H199ZM201 149H200V152H202L201 151ZM235 149H236V151H235ZM181 150L183 151V149L181 148ZM235 152H234V151ZM250 150V154L248 153V151ZM251 150H253V152H251ZM230 151V150H229ZM241 151H242V153H241ZM178 152V153H177ZM234 152V153H233ZM245 152V153H244ZM181 155H180V154ZM203 153V152H202ZM52 154H54V153H52ZM134 154V153H133ZM133 154H132V156H133ZM236 154H238V155H236ZM243 154V155H242ZM247 154V155H246ZM219 155H222V157L221 156H219ZM229 155V156H228ZM240 155V156H239ZM245 155V156H244ZM6 156V161H9L10 162V160L12 159L13 160V157L11 156V154H6L5 155ZM236 156H238V158L240 157L241 159H235L236 158ZM207 157V156H206ZM244 157V158H243ZM224 158L227 160V161H231L232 160V158H233V160L231 161V164L230 163H228V165H227V161L225 160V161H222V160H224ZM231 158V159H230ZM214 161V164L212 163V165H211V161ZM245 159V161H246V164H247V166L251 169V172H250V170L247 168V166H245V162L243 161V160ZM239 160L241 161L242 160V162H244V163H242V162H240L239 163ZM261 160H262V163H260L261 162ZM189 162V163H188ZM201 163L199 164V165H201ZM236 163H238V164H236ZM177 164V165H176ZM190 164V165H189ZM236 164V165H235ZM240 164H242V166L240 165ZM252 164V165H251ZM255 164H257L256 166L257 167H255ZM261 164H262V166H261ZM108 164H105V166H104V163H102V164H98L97 166H95V167H93V166H90L91 168H94V169H96V167H97V172L99 173V175L101 176V177H103V175L104 174H106V175H104V176H113L114 178L115 177H117V173H116V171H115V168L111 165V166H107ZM178 165H180V166H178ZM197 165V166H196ZM226 165H227V167H226ZM251 165V166H250ZM141 166V167H140ZM225 166V167H224ZM197 168V172H195L194 170H196V168ZM199 167V168H198ZM236 167V170H238L236 173V175H235V177H234V179H233V176H234V172L233 171H235L234 170V168ZM240 169H239V168ZM91 168L89 169V171L88 172H92V170H91ZM99 168H100V170H99ZM104 168V169H103ZM109 168H112L113 170L112 171H108V169ZM226 169V168H228V169H226L227 171L228 170H230V171H228L229 173L231 172V170H232V168H233V170H232V174H233V176L232 175H230V174H227L226 175V173H224V171H226V170H224L223 171V169ZM231 168V169H230ZM246 168H247V172L248 173H246V172H244L245 170H246ZM259 168L260 169V171L258 170V173L256 174V170ZM49 169L51 170L52 168L49 166ZM93 169V170H94ZM103 169V170H102ZM205 169V168H204ZM256 171V172H254V170ZM84 170V171H83ZM215 170H216V172H215ZM263 172H262V171ZM100 171H103L101 174H100ZM243 173H242V172ZM252 171H253V173L254 174H252ZM106 172V173H105ZM202 172V173H201ZM210 172H213L211 175H210ZM218 172V173H217ZM221 172V173H220ZM252 174H250V173ZM203 174V175H201V174ZM244 173H246L247 174V177H246V175L244 174ZM108 174V175H107ZM207 174H208V176H207ZM214 174H217L216 176L214 175ZM221 174V175H220ZM224 174H225V176H224ZM121 175V174H120ZM132 175H133V178H132V183H133V185H136V187L140 190V191H142L143 193H145L144 195H145V197L146 198H148L149 199V197L148 196H150V198H151V196H153L154 195V192L153 191H148V189L149 188H151V187H148L150 184H148V178H149V172L148 171H145L144 169H143V166L142 165H139V167H137L136 169H132ZM206 175V176H205ZM219 175H220V177H219ZM228 175H229V178H227L228 177ZM243 175H245V177L243 176ZM215 176V180L217 179V181L215 182V186H214V177ZM256 176V177H255ZM121 177H124V175H122ZM201 177V178H200ZM207 177V178H206ZM210 177H211V180H210ZM219 177V178H218ZM223 177V178H222ZM249 177V178H248ZM224 178H225V180H224ZM260 178V179H259ZM262 178V179H261ZM246 181H245V180ZM259 179V180H258ZM148 180V181H147ZM172 180V181H171ZM221 180H222V182H221ZM234 180H235V183L238 185L237 187H234L233 186V184H234ZM261 180V181H260ZM130 181V180H129ZM223 181H224V183H223ZM253 181H255V182H253ZM220 182V183H219ZM258 182H261L260 184L258 183ZM242 183H244L243 185H242ZM167 184L169 185V188H171V190H172V193H174V192H176V193H179V194H181L182 192L181 191H184V190H181L179 187V184L177 183V182H175L173 179H170V181H167ZM213 184V185H212ZM18 185H20V184H18ZM246 185H248V186H246ZM254 185L257 187L256 189L254 188ZM39 186V185H38ZM65 186V185H64ZM151 186V185H150ZM37 186L35 185L34 186V189L33 188H31V187H28V189H29V191H26L27 193H30L31 194V198H35L36 197V195H37V191H41V188H42V190H49V189H47V188H45V187H43V186H40V187H37ZM190 187V186H189ZM259 187V188H258ZM40 190H39V189ZM45 188V189H44ZM222 188V187H221ZM220 188V190L218 191V193L221 191V190H224L223 188L221 189ZM181 191H180V190ZM230 189V190H231ZM244 189H245V191H244ZM37 190V191H36ZM70 190V189H69ZM67 188H63V187H61V188H59L57 191H56V193L57 194H59V196L57 197V199L58 200H63V201H65V203H66V207H65V209L67 210V212L69 213L70 212V210L69 209H71V207H70V205H71V203L69 202V200L71 199V196L73 195L72 194V190L71 191H69ZM150 190V189H149ZM152 190V189H151ZM189 191L191 190V188H189L188 189ZM235 190H231L233 193L234 192H236ZM50 191V190H49ZM48 191V192H49ZM192 191V190H191ZM190 191V192H191ZM215 191V190H214ZM213 191V193H214V195H215V192ZM224 191H226V190H224ZM34 192H37V193H34ZM153 192V193H152ZM231 192V193H232ZM238 192V191H237ZM240 192H241V190H240ZM262 192V193H263ZM142 193V194H143ZM148 193H149V195H148ZM176 193H174L175 195H176ZM218 193H216V196H213V197H216V198H219V195H221L220 193L218 194ZM232 193V194H233ZM249 193V192H248ZM261 193V192H260ZM151 194H153V195H151ZM241 194V193H240ZM239 195V197L240 198H242V196L243 195ZM201 195V194H200ZM206 195H207V199H206ZM205 196L203 195V197L201 196V198H204V199H201L200 198V202L201 203H204V206L205 205H207V206H205L206 208L208 207V206H210V205H212V206H214V205H217V204H214L215 203V198H213V200H214V203H213V200L211 199L212 198V195H208V194H206ZM233 195H236L235 193L233 194ZM252 195V194H251ZM255 195H257V193L256 194H253L252 196L253 197H255L256 198V196ZM172 196V195H171ZM189 196V195H188ZM258 196L260 197V196H262V194H259L258 193ZM257 196V198H259ZM168 197V196H167ZM166 197V198H167ZM173 197L175 198V196L173 195ZM236 197H237V195H236ZM169 198V197H168ZM199 198V197H198ZM88 199V201H89V198H87ZM87 199H86V201H87ZM169 199H171V201H173V202H171L170 200V202H168L169 203V205L167 206V207H164V208H166L167 209V212H168V218H167V222H168V224H172V225H174V226H177L179 229H180V231H182V232H186L187 233V235L188 236H190L189 234H191V241L189 242V243H187V244H185V246L184 245H178V244H176V245H173L172 246V248L171 249H173V251L174 252H176V253H178L179 252V254H178V256H181V255H183V254H185L186 255V253H187V249H188V251H190L192 248H194V249H196V247H197V249L199 248L201 251V253L199 254V256H195V258H194V261H192V259L191 258H189L190 260H189V262H191V263H189V262H187L188 260H186L185 258V260H181L180 261V263H178V264H183L185 261L187 262V264H202V262H204L205 261V263H203V264H217V262H221L222 264H242L243 262L244 263H246V261H248V260H250V259H252L251 257H259V256H263L264 255V233H262L261 231H258L257 230V228H253L252 227V224H248L247 226H244L245 227V229H244V227H242V226H240V225H237V226H235V224H236V222H235V220L237 219L238 220V214L237 213H234V215H232V218L231 219H229V223H228V225H227V228H226V230H225V232H226V235L227 236H229V240L227 239V240H225L224 239V232L219 228V226L216 224V223H214L213 221H212V219H210V217L207 219V217L205 218V219H203V216L204 215H206L207 214V211H210L211 209H212V207H211V209L209 210V209H207V211L205 210L206 208L204 207L203 209L206 211V214L203 212V210L201 209V207H200V209L202 210V211H200V209H197L196 207H193L192 205H189V207H186V206H184V204H183V202H181V200L179 199L178 200V198H175V199H172V197L171 198H169ZM261 199V198H260ZM260 199H256L254 202H257L256 204H258L257 206H256V204L254 205L255 206V209H258L259 207L260 208H264V206L262 205V204H264V203H261V201H260ZM177 200V201H176ZM204 200V201H203ZM62 201V202H63ZM67 201V202H66ZM175 201V202H174ZM178 201H180V202H178ZM258 201H260V202H258ZM69 202V203H68ZM262 202H263V200H262ZM261 203V204H260ZM89 203H87V205H88ZM86 205V206H87ZM72 206V205H71ZM92 207V205L90 204V205H88L87 206V208L89 209H92L91 207ZM190 206H191V208L193 207V209H195V210H193V209H191L190 208ZM203 206V205H202ZM259 206V207H258ZM215 207V206H214ZM213 207V208H214ZM256 207H258V208H256ZM86 208V209H87ZM216 208H218V207H216ZM197 209V210H196ZM200 211L201 212V215L199 214L200 212H198L197 213V211ZM260 210V209H259ZM259 210H256V211H259ZM262 211H263V209H261ZM261 210H260V212H261ZM211 212V211H210ZM204 213V214H203ZM209 213V212H208ZM258 213V212H257ZM262 213V212H261ZM261 213H259L260 215H261ZM263 213H264V211H263ZM232 214V213H231ZM203 215V216H202ZM236 220V221H237ZM235 223V224H234ZM239 223V222H238ZM241 225H243V224H241ZM245 225V224H244ZM217 226V227H216ZM239 226L240 227H242L241 228V230H244V233H242L243 231H241L240 230V228H239ZM146 228L149 230V228H148V225H146ZM246 228H247V230H246ZM237 229V230H236ZM253 229H256L255 231L253 230ZM246 230V231H245ZM253 232H255V233H253ZM261 232V233H260ZM245 234V235H244ZM249 235L250 236V246H249V241L246 239L247 238V235ZM246 237V238H245ZM226 238V237H225ZM231 238V239H230ZM223 240V243H222V240ZM221 242V243H220ZM228 242V243H227ZM197 244V245H196ZM214 244V245H213ZM218 244V245H217ZM224 244H227V247H229V249L231 250V251H229L226 247V251L228 252V253H224L225 252V249H217L216 247H221V248H224L223 247V245ZM231 245V247H230V245ZM193 245H196V247H192ZM206 245V246H205ZM216 245V246H215ZM221 245V246H220ZM224 246H226V245H224ZM183 247V248H182ZM237 247H238V249H237ZM240 247V248H239ZM250 247V248H249ZM191 248V249H190ZM233 248H235V249H233ZM237 249V250H236ZM249 249H251L250 251H249ZM253 249H255V251L253 250ZM219 250H221V251H219ZM239 250V251H238ZM216 251V252H215ZM218 251V252H217ZM248 251V252H247ZM229 253H230V255H229ZM233 253V255H231ZM248 253V254H247ZM249 253H251V255L249 254ZM208 254V255H207ZM235 254V255H234ZM239 254H240V256H239ZM248 256H247V255ZM205 255V256H204ZM237 255V256H236ZM208 256V257H207ZM244 256H246V257H244ZM182 257V256H181ZM187 257V256H186ZM210 257V258H209ZM203 258V259H202ZM241 258H243V259H241ZM196 259V260H195ZM211 260V261H210ZM237 260L239 261V262H237ZM200 261V262H199ZM185 262V263H186ZM219 262V263H220ZM237 262V263H236ZM218 263V264H219ZM220 263V264H221Z\"/></svg>", "mask_w": 264, "mask_h": 264}, {"label": "crops", "instance_id": "crops-1", "mask_svg": "<svg viewBox=\"0 0 264 264\" xmlns=\"http://www.w3.org/2000/svg\"><path fill=\"white\" fill-rule=\"evenodd\" d=\"M32 69H34V67H32ZM32 69L25 66L22 71L25 78L16 81V83L10 87L9 94H7L8 91L5 93L7 97L9 96L6 111L8 114L11 113L13 123L21 130L17 129L15 132V128L13 131L20 140L30 138L32 141L41 143L46 142L47 138L39 139L38 135H47L55 129L61 119L62 109L60 108L57 95L52 92L50 86L44 84L47 82L37 78L32 79L36 77L37 73L27 74V70ZM19 71L20 70H17L13 75H8V77L18 75L20 73ZM30 79L32 80L30 81ZM47 84L49 85L50 83ZM5 95L4 98L6 97ZM4 103H6L5 100ZM16 117L20 118L22 125L28 128L27 132L17 125L15 121ZM28 133L31 135L27 136ZM112 170V168L108 169V171Z\"/></svg>", "mask_w": 264, "mask_h": 264}]
</instances>
